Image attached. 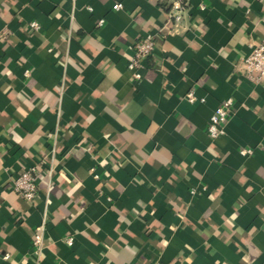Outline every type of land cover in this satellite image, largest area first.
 Masks as SVG:
<instances>
[{"label": "crops", "instance_id": "0c3cea01", "mask_svg": "<svg viewBox=\"0 0 264 264\" xmlns=\"http://www.w3.org/2000/svg\"><path fill=\"white\" fill-rule=\"evenodd\" d=\"M174 1L0 0V264H264V80L235 66L264 0H188L179 23Z\"/></svg>", "mask_w": 264, "mask_h": 264}, {"label": "built area", "instance_id": "2783aa9c", "mask_svg": "<svg viewBox=\"0 0 264 264\" xmlns=\"http://www.w3.org/2000/svg\"><path fill=\"white\" fill-rule=\"evenodd\" d=\"M188 6V0H175L169 12V20L175 23L182 22ZM121 4H116L115 8H121ZM104 20H100L102 24ZM31 26L34 29L39 28L38 22H32ZM155 49V35L148 33L143 35L134 45V55L129 61L128 67L134 70L133 76L137 79L141 78L139 68L144 66V62L152 55ZM247 77L255 82L264 80V44H255L251 52L242 56L235 65ZM190 101H195L196 96L193 92L188 94ZM234 101L232 98L225 99L215 110L210 117L208 124V133L212 139H217L225 133V126L234 113ZM252 152L251 148H242V154H249ZM39 169L37 165L25 167L13 181V188L26 200H33L38 191L37 178ZM191 193H196V190H191ZM44 223L35 228L33 237V252L39 255L44 245ZM66 241L69 245L73 244V238L68 237ZM62 264V263H57Z\"/></svg>", "mask_w": 264, "mask_h": 264}]
</instances>
